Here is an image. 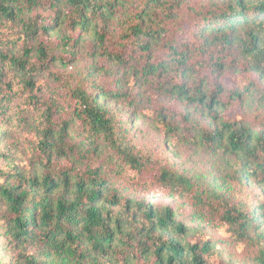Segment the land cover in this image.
Wrapping results in <instances>:
<instances>
[{
	"label": "trees",
	"instance_id": "obj_1",
	"mask_svg": "<svg viewBox=\"0 0 264 264\" xmlns=\"http://www.w3.org/2000/svg\"><path fill=\"white\" fill-rule=\"evenodd\" d=\"M0 162V264H264V0H0Z\"/></svg>",
	"mask_w": 264,
	"mask_h": 264
},
{
	"label": "rangeland",
	"instance_id": "obj_2",
	"mask_svg": "<svg viewBox=\"0 0 264 264\" xmlns=\"http://www.w3.org/2000/svg\"><path fill=\"white\" fill-rule=\"evenodd\" d=\"M114 41H118V38H116ZM249 78H243L240 76L237 77V74H229L226 78L227 84L230 87H234L236 83H242L245 81H250V79L257 80L256 75H249ZM225 80V81H226ZM149 95L155 94V88H147ZM146 89V90H147ZM241 106L238 104L236 105V112L242 115ZM240 109V110H239ZM147 120L146 123H134L131 124L132 127V137H134V142L138 145L139 148H141L145 154L151 155L157 160H165L168 161L171 164H177L182 168H185L189 170L192 175H200L206 182L214 183L215 185H219L223 180V169L225 168L223 164V160L220 157V154H199L196 156L190 155L189 152H187V148L185 146H179V147H171L169 146L164 139L163 134L160 131H157L155 129V126L153 125L154 122ZM3 163L0 162V166ZM260 189H256L254 186H248L247 191L242 190L241 192H238V197H242L244 193H250L253 195V200L256 202L257 196H260L261 194ZM179 204H174L173 209L177 210L179 209V212H184L185 215H182L180 218H184V220L191 224L189 221H187V216L189 214L190 209L186 207H178ZM209 234L208 236H213V234L206 230ZM217 237L215 236L214 239ZM218 246L219 248H222L225 256L228 258L230 254H234L235 258L238 260L236 264H248L247 262L240 261L245 257L244 251L241 250H235L229 243L226 242L225 237H222L218 240Z\"/></svg>",
	"mask_w": 264,
	"mask_h": 264
}]
</instances>
